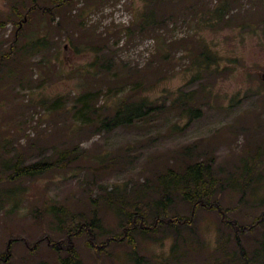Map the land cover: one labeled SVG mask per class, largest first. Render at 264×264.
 I'll return each mask as SVG.
<instances>
[{"label":"rangeland","instance_id":"obj_1","mask_svg":"<svg viewBox=\"0 0 264 264\" xmlns=\"http://www.w3.org/2000/svg\"><path fill=\"white\" fill-rule=\"evenodd\" d=\"M263 76L264 0H0V264H55L59 208L75 224L97 210V243L122 232L121 204L150 225L158 177L195 162L212 167L226 216L261 217ZM140 99L146 116L102 129ZM62 152L77 160L12 177L18 160ZM189 209L173 195L168 214ZM239 237L249 264H264V221ZM134 241L142 264H242L233 231L205 210ZM85 243L74 238L83 264H134L126 240L102 253Z\"/></svg>","mask_w":264,"mask_h":264},{"label":"trees","instance_id":"obj_2","mask_svg":"<svg viewBox=\"0 0 264 264\" xmlns=\"http://www.w3.org/2000/svg\"><path fill=\"white\" fill-rule=\"evenodd\" d=\"M227 4L222 5L219 10L220 13L224 11ZM149 16L148 19H150ZM145 25L151 23L144 22ZM206 55V54H202ZM206 59L210 62L211 58L206 55ZM151 101L148 99H140L137 101H123L110 117H105L101 120L100 126L104 130H112L115 127L123 125H131L138 119L146 116V109L149 107ZM77 160L73 152H62L53 163H34L30 165H21L19 160L13 167L12 177L24 178L41 175L52 167L65 166ZM250 169H247L248 173ZM158 185L161 189L160 198L155 203L154 207L157 210L154 219L150 225L145 222V214L135 209L132 212H124L126 209L121 204L118 212L123 213L124 222L121 223L120 234L106 237L102 242H96V228L98 226L97 210L92 209L91 216L88 219L81 220L76 224L74 221H67L65 219V212L63 208L56 211L66 222H70L65 227L63 220L59 219V223L63 225L66 235L63 239L64 246L61 243H49L50 247L55 253H58L55 264H83L80 260L75 248L74 238L86 235V247L93 249L98 253L106 252L113 243H122L126 240V245L133 248L132 258L134 264H142L140 257L134 254L135 241L134 232L140 230L142 232H154L161 226L178 227V225H189L195 216L196 211L205 210L217 214L219 222L225 225L234 233V242L238 248V254L242 264H249L248 256L244 247L241 245L239 235L250 231L254 226L261 224L264 221V213L261 217L256 218L251 224L241 226L234 219L227 215V210L222 207L218 198L217 190L220 182L216 179L212 167L202 162H195L188 164L184 169L177 171L176 169H168L158 177ZM221 188V184H220ZM173 195H178L180 199L189 207V214L187 216H169L168 208L172 204ZM61 252L64 254L61 255ZM264 254V251H263ZM260 255V254H259ZM262 256V255H260Z\"/></svg>","mask_w":264,"mask_h":264},{"label":"water","instance_id":"obj_3","mask_svg":"<svg viewBox=\"0 0 264 264\" xmlns=\"http://www.w3.org/2000/svg\"><path fill=\"white\" fill-rule=\"evenodd\" d=\"M263 80H264V76H263Z\"/></svg>","mask_w":264,"mask_h":264}]
</instances>
